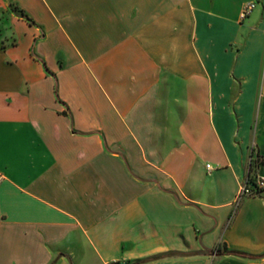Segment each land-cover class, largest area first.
<instances>
[{"label": "crops", "instance_id": "1", "mask_svg": "<svg viewBox=\"0 0 264 264\" xmlns=\"http://www.w3.org/2000/svg\"><path fill=\"white\" fill-rule=\"evenodd\" d=\"M252 146L264 0H0V264H264Z\"/></svg>", "mask_w": 264, "mask_h": 264}, {"label": "built area", "instance_id": "2", "mask_svg": "<svg viewBox=\"0 0 264 264\" xmlns=\"http://www.w3.org/2000/svg\"><path fill=\"white\" fill-rule=\"evenodd\" d=\"M255 8V3L247 4L240 13V20L245 19L249 13ZM252 156H250L249 164L252 160H256L255 167L264 165V155H259L252 146ZM207 168H209L207 166ZM264 194V177L251 176L250 173L246 180L241 184L235 196V203L239 204L244 198L259 197Z\"/></svg>", "mask_w": 264, "mask_h": 264}, {"label": "trees", "instance_id": "3", "mask_svg": "<svg viewBox=\"0 0 264 264\" xmlns=\"http://www.w3.org/2000/svg\"><path fill=\"white\" fill-rule=\"evenodd\" d=\"M20 15L22 17H24L25 19L29 20L28 17L24 16L23 12H20ZM251 156H252V152H251ZM256 164V160H252L249 164V172H251L253 170V168L255 167L254 165ZM212 252V251H211ZM216 256H223V255H235V256H240V257H247L245 254L243 253H240V252H236V251H228L226 249L224 250H220L219 248L216 249L214 252H213ZM249 258H253V257H250Z\"/></svg>", "mask_w": 264, "mask_h": 264}]
</instances>
